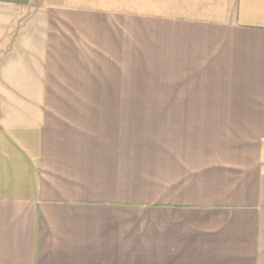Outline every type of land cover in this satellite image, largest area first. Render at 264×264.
Returning a JSON list of instances; mask_svg holds the SVG:
<instances>
[{"label":"crops","instance_id":"1","mask_svg":"<svg viewBox=\"0 0 264 264\" xmlns=\"http://www.w3.org/2000/svg\"><path fill=\"white\" fill-rule=\"evenodd\" d=\"M0 264H264V0H0Z\"/></svg>","mask_w":264,"mask_h":264}]
</instances>
